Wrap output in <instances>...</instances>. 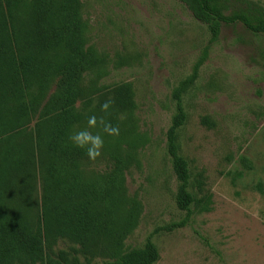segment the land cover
Here are the masks:
<instances>
[{"label": "rangeland", "instance_id": "1", "mask_svg": "<svg viewBox=\"0 0 264 264\" xmlns=\"http://www.w3.org/2000/svg\"><path fill=\"white\" fill-rule=\"evenodd\" d=\"M79 3L84 45L97 63L80 75L74 105L90 113L115 85L130 83L133 91L132 109L117 114L118 136L104 133L99 123L89 129L102 135L104 146L85 164L106 172L115 152L128 158L124 186L140 208L125 245L140 247L150 238L159 253L153 264H264V33L224 23L210 43L207 25L179 0ZM228 7L227 13H264V0H229ZM204 52L196 79L182 94L186 118L177 143L191 191L200 195L195 179L201 174L211 209L191 205L186 219L174 198L165 133L175 112L172 92ZM55 87L56 79L43 103Z\"/></svg>", "mask_w": 264, "mask_h": 264}, {"label": "trees", "instance_id": "2", "mask_svg": "<svg viewBox=\"0 0 264 264\" xmlns=\"http://www.w3.org/2000/svg\"><path fill=\"white\" fill-rule=\"evenodd\" d=\"M179 1L207 25L210 43L224 23L241 22L264 33V13H227L229 0ZM79 6V0H0V264H153L159 258L150 238L140 247L124 243L140 208L124 186L128 158L115 152L109 171L87 170L85 150L69 140L84 118L101 114L116 126L117 114L134 105L126 82L111 88L90 113L74 105L81 96L80 75L97 63L84 45ZM205 56L174 88L175 112L165 133L176 177L174 198L186 219L191 205L211 209L212 194L201 174L195 179L200 195L191 191L188 162L177 143L186 118L182 94ZM109 99L113 104L105 115L101 105Z\"/></svg>", "mask_w": 264, "mask_h": 264}, {"label": "clouds", "instance_id": "3", "mask_svg": "<svg viewBox=\"0 0 264 264\" xmlns=\"http://www.w3.org/2000/svg\"><path fill=\"white\" fill-rule=\"evenodd\" d=\"M112 104L113 101L111 99L106 100L101 105V111L105 113V115L109 114ZM98 123L102 127V131L107 135H119L120 130L118 126H113L110 122L106 121L104 116L98 118L96 115H92L88 118L87 128L75 131L69 136L71 143L76 148L85 150L87 157L92 161H95L101 156V149L104 146V139L102 135L99 133L94 134L89 130L96 128Z\"/></svg>", "mask_w": 264, "mask_h": 264}]
</instances>
